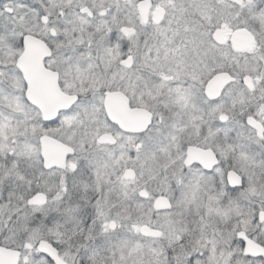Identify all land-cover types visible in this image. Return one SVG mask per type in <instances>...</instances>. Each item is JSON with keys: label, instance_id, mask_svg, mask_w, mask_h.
<instances>
[{"label": "snow or ice", "instance_id": "1", "mask_svg": "<svg viewBox=\"0 0 264 264\" xmlns=\"http://www.w3.org/2000/svg\"><path fill=\"white\" fill-rule=\"evenodd\" d=\"M0 264H264V0H0Z\"/></svg>", "mask_w": 264, "mask_h": 264}]
</instances>
